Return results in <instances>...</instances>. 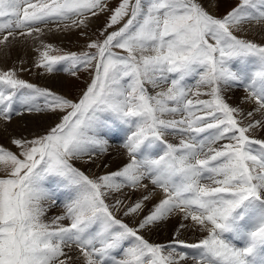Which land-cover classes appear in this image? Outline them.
Returning <instances> with one entry per match:
<instances>
[{"label": "snow or ice", "instance_id": "obj_1", "mask_svg": "<svg viewBox=\"0 0 264 264\" xmlns=\"http://www.w3.org/2000/svg\"><path fill=\"white\" fill-rule=\"evenodd\" d=\"M216 6L0 0V45L32 38L40 45L32 67L52 74L63 64L72 77L89 76L73 100L19 77L30 69L0 70V123L25 112L62 114L42 134L11 136L16 151L0 144V264H183L189 254L177 246L195 250L194 264H264V139L253 135L264 131V40L236 34L245 24L264 26V0H239L222 16L210 10ZM105 12L83 51L53 55L42 39L48 24L88 37L90 18ZM189 77H197L195 92ZM162 84L155 95L146 87ZM232 87L245 90L251 110L227 102L223 91ZM109 134H122L128 160L90 177L75 162L95 163ZM125 188L144 195L126 204L118 198ZM157 190L159 201L135 227L115 214L140 216ZM59 192L67 193L64 211L46 221ZM173 215L202 238L174 236L165 246L141 234Z\"/></svg>", "mask_w": 264, "mask_h": 264}, {"label": "bare ground", "instance_id": "obj_2", "mask_svg": "<svg viewBox=\"0 0 264 264\" xmlns=\"http://www.w3.org/2000/svg\"><path fill=\"white\" fill-rule=\"evenodd\" d=\"M201 1L207 6V0H201ZM216 3H217V6L215 8L210 9L214 13L218 12V10H219L218 7L222 4V0H216ZM101 21L102 20L99 17L98 18H94V17L90 18V22H89L88 28L86 29V31L88 33V38L90 36H92V34L94 33V31L96 29V27H95L96 25L99 24L101 26V23H102ZM245 27L247 28L246 30H248V33H251L253 30L258 28V27H255V28H251L250 29V24H245ZM262 28H264V27H260L259 31L262 32ZM47 30L49 32H52V33H46V34L43 35L44 37L51 38V36L53 35L54 36L53 39H56L57 41H59L61 43L62 42H66V40L68 38H72V39H74L75 41H78V42H84L87 39V37H84V36L80 35V31L79 32H73V30H72V32L70 31V32H67V33H61L60 31H56V33L60 32V34H55L54 31L49 30V29H47ZM31 42H34L31 38L30 39L29 38L28 39L21 38V39L16 40V41H10L7 44L0 45V57H7L8 58L10 55H12V57L14 55V58L24 59V56H22V54L25 53V55H31L33 47L39 43L37 41H35V43H31ZM30 43H31V47H30ZM21 44L23 46H21ZM27 44H28V47H29L28 49L25 46ZM32 57H33V55H32ZM31 63H32V59H31ZM31 63H30V65H31ZM64 66H61V68H63ZM61 68H59V69H61ZM25 72L26 71H24V73ZM35 77L37 78L38 75L35 76ZM40 78L42 79L43 83L47 84L48 86H51V87L56 88L58 90H63V92H65L67 94H70L71 93L70 89L74 88L73 87L74 85L72 84V82L74 83V80L72 79V77H68L66 75H60V73H58V72L52 73V74H47V73L46 74H42V75H40L39 79ZM75 84H77V83L75 82ZM71 86H72V88H71ZM72 92H73V90H72ZM227 94L230 97V101L231 102L232 101L234 102V99H237V101L239 102V107L246 105V107H244L245 108V112L253 107V105L248 103L246 100H241L242 98H241L240 94L243 95L242 92L241 93L240 92H233V91L229 90L227 92ZM235 94H239V96H237ZM232 106H234V103H232ZM51 115H53V114H51ZM176 118L178 119L179 117H176ZM50 120H51V117L48 116V114L47 115L46 114H44V115H42V114H38V115L37 114H26V115H22V116H17L16 118H13L12 121L9 124H7L6 126L3 125L2 123H0V140L3 141V143L12 146L9 143V140H8L11 135L12 136L13 135L20 136V135H23L22 133L30 134L31 132H36V131L39 132V131H41L42 129L46 128L49 125V121ZM54 120L55 119H53V121ZM256 134H258V131L256 133H254L253 135H256ZM27 136H29V135H27ZM262 139H264V138H262ZM108 140H109V143H112V144L114 143V141H113V139L111 137ZM127 160H128V158L125 155V153H123V151H121V147L118 146L117 144H113L112 146L108 147L107 153L105 152L103 154H99L98 158H95V163H84V162H82L81 165H83L82 167L87 169V172L89 171L91 174H96L97 170L104 169V171L105 170L107 171L108 169L117 167V166H119L121 164H125L127 162ZM106 163H108L109 165H107ZM144 183L147 184L149 182L147 180H145ZM151 189H152V186L149 184V190L151 191ZM131 192H134V194H135L133 196V198L130 197L131 196ZM142 195H144V191L142 189H136V190L130 189L129 190L128 188L127 189L125 188L123 190V194L120 195L118 198L123 199L124 201L130 199V200H128V203H131L132 200H134V199H136V201L138 199H140ZM112 199H113V202H114V197H112ZM159 199H160V194H159V191L157 190L152 195L151 199L148 202H146V205H145V207L143 209V212L140 214V216H136V217L127 216L128 219L131 220V218H132L134 220L136 219L137 221H139V219L142 218L141 216L144 213V211L147 210V208L149 206H151L150 208H152L153 205ZM134 202L135 201H133V203ZM57 206H59V205H57ZM59 207L63 208V204L60 205ZM62 212L63 211L60 208L59 209L58 208H53V209L48 208L46 216L48 217V220H50L52 217H54L56 215H60ZM181 223H182L181 217L173 215V216L169 217V219L167 221L159 223L157 226L152 227L150 230H142V231L149 238H151V239H153L155 241H158V243L162 242V244H164L166 241H169V240L171 241L170 235L172 233V230H175L176 235L180 239L181 238L182 239L183 238H185V239L186 238L187 239L190 238L191 239L193 237V234L195 233L196 230H193L191 227H188L186 229L179 228L178 226H180ZM184 223H187V224L190 225L191 221H187V222H184ZM198 234L200 236L203 235L199 231H198ZM172 239H174V238H172ZM190 259H189L188 263L189 264H194V261H190ZM183 264H185V262H183Z\"/></svg>", "mask_w": 264, "mask_h": 264}, {"label": "rangeland", "instance_id": "obj_3", "mask_svg": "<svg viewBox=\"0 0 264 264\" xmlns=\"http://www.w3.org/2000/svg\"><path fill=\"white\" fill-rule=\"evenodd\" d=\"M202 2V1H201ZM239 2V0H222V4L218 7V12L217 13H214L215 15H217V16H222V15H224L227 11H229L232 7H235L236 6V4ZM107 3H108V7L109 8H115L119 3H120V0H107ZM203 3V2H202ZM206 6V5H205ZM108 16H109V13L108 12H105V13H103V14H101V15H98V16H96V17H94V18H100L102 21V23H101V26L98 24V25H96L95 27H96V29H95V31H94V33L92 34V36H90L89 38L90 39H96L98 36H99V31H100V29H102L103 28V26L105 25V22H106V20L108 19ZM66 23H70V22H66ZM93 26V25H92ZM91 26V27H92ZM41 27L43 28V32H44V34H46V33H52V32H49L47 29H49V30H52V31H54V33L55 34H60V32L61 33H67V32H72V30H73V32H79L80 30H76V29H72V30H70V31H62V30H58L57 29V25L56 24H48V25H46V26H44V25H41ZM94 27V26H93ZM244 29H245V31H241V32H237L236 34L237 35H239V36H241V37H246V38H248V39H254V40H257V41H260V40H264V31H259V28L260 27H264V26H261V25H257V24H255V22H253L252 24H250V29L251 28H255V27H258L257 29H255V30H253L251 33H248V30H246L247 28L245 27V25H243L242 26ZM75 30V31H74ZM56 31H60L59 33H56ZM49 36V35H48ZM260 36V37H259ZM52 38V39H51ZM51 38H49V37H44L43 36V40H44V42L45 43H49V44H52L53 45V47H54V51L51 53V54H53V55H61V54H66V53H68V52H80V51H83L84 50V48H85V45L87 44V42H88V37H87V39L84 41V42H78V41H75L74 39H72V38H68L67 40H66V42H59V41H57L56 39H53L54 38V36L52 35L51 36ZM263 38V39H262ZM30 39V38H29ZM32 39V38H31ZM58 39V38H57ZM23 42V41H22ZM31 43H35V41L34 42H31ZM31 43H30V47H31ZM26 44V43H25ZM21 46H23L22 44H21ZM26 47H27V49L29 48L28 47V44L27 45H25ZM38 47H40V45H39V43L37 44V45H35L34 47H33V50H32V53H31V55H25V53L24 54H22V56H24V59H18V58H14V55H13V57H12V55H10L8 58L7 57H0V70H7V69H11V68H13V67H16V68H20V67H24V68H26V69H30V70H28V71H26L25 73H24V71L23 72H19L18 73V75H19V77L21 78V79H24L25 81H27V82H29V83H33V84H35V85H37L38 87H41V88H49V89H51V90H53V91H55V92H57L58 94H62V95H64V96H66V97H68V98H71V99H73V100H76L78 97H79V95H80V93H81V91L85 88V82L86 81H88L89 80V76H88V73H86V72H81V73H79L78 74V76H79V78L77 79V78H75V77H72V76H70V75H68L67 73H65L63 70H62V68H61V66H64L63 64H61V65H57V68H58V70L56 71V72H58V73H60V75H66V76H68V77H72V79L74 80V83L72 82V84L74 85L73 87L74 88H72V86H71V88L72 89H70V94H67V93H65V92H63V90H58V89H56V88H53V87H51V86H48L47 84H45V83H43V81H42V79L40 78L39 79V77H40V75H42V74H46V73H44L43 72V70L42 69H37V68H34V67H32V64H33V61H34V59L37 57V55H38V53L36 52V48H38ZM32 55H33V57H32ZM17 57V56H16ZM30 57V58H29ZM28 58V59H27ZM31 59H32V63H31ZM18 60V61H17ZM23 60V61H22ZM27 61V62H26ZM26 64H25V63ZM29 62V63H28ZM24 63V64H23ZM30 63H31V65H30ZM59 68H61V69H59ZM56 72H54V73H56ZM38 75V77L36 78L35 76H37ZM196 79H197V77H189L188 79H187V81H186V83H187V85L192 89V92H195V83H196ZM78 81V82H77ZM75 82L77 83V84H75ZM167 84H162L159 88H155V89H153L150 85H146V87L149 89V92L152 94V95H155V93L156 92H158V91H162V90H165L166 88H167ZM165 88V89H164ZM231 90V91H233V92H242L243 93V95L242 94H240V96H241V100H246L245 98H246V96H247V93L245 92V90L242 88V87H232V88H226L224 91H223V96H224V98L227 100V102L230 104V105H232V103H234V107H238V108H240V109H244V111H245V108L244 107H246V105H244V106H240L239 107V102L237 101V99H234V102L232 101H230V97L228 96V94H227V92L229 91V90ZM72 90H73V92H72ZM235 95H237V96H239V94H235ZM245 95V96H244ZM231 96V95H230ZM244 96V97H243ZM189 98H192V99H196V97L195 96H192L191 95V93H190V95H189ZM200 99H208L209 97L208 96H200L199 97ZM40 104H43L44 103V101H43V98H41L39 101H38ZM236 102V103H235ZM251 104V103H250ZM249 110H251V108L249 109ZM248 111V110H247ZM26 114H37V113H27V112H25L23 115H26ZM42 115H44V114H48V116H50L51 117V120L49 121V125L46 127V128H44V129H42L41 131H39V132H31L30 134H28V133H22L23 135H20V136H25L26 135V137H31L33 134H42V133H44L49 127H51L54 123H56V122H58V120H59V118H60V116L62 115L61 113H56V114H53V115H51V113H41ZM38 115V114H37ZM22 116V115H21ZM17 116H14L13 118H16ZM178 117V116H177ZM165 118H172V117H165ZM257 118H259L258 116H257ZM53 119H55L54 121H53ZM247 121H245V123H246ZM263 131H259L258 130V134H256V135H254L255 137H257V138H260V139H262V138H264V132L262 133ZM262 134V135H261ZM27 135H29V136H27ZM12 136V135H11ZM10 136V137H11ZM13 136H16V135H13ZM117 136H120L121 138H117ZM10 137H9V139H10ZM112 138L113 139V141H114V143L113 144H117L118 146H120L121 145V143H122V134H117V135H112V134H109V137H106V138ZM8 139V140H9ZM167 139L169 140V142H172V143H179V137L178 136H175V135H170V136H168L167 137ZM178 141V142H177ZM226 142V141H225ZM0 144H2V145H4L5 147H8V148H11L13 151H16V149H15V147L14 146H10V145H8V144H5V143H3V141H1L0 140ZM112 143H109V145H108V147L109 146H112L113 145ZM121 147V146H120ZM121 151H123V153H124V150L122 149V147H121ZM107 153V152H106ZM83 161H77V162H75L76 163V166L77 167H79V168H81V170H83L87 175H89L90 177H93V178H95L96 176H99V175H104V174H106V173H109V172H112L113 170L114 171H116L118 168H120V167H122L124 164H121V165H119V166H117V167H114V168H111V169H108L106 172L104 171V169H102V170H97V173L96 174H91L89 171L87 172V169L86 168H84V167H82L83 165H81V163H82ZM107 165H109L108 163H106ZM100 169V168H99ZM112 170V171H111ZM3 175H5V173L4 172H2V171H0V176H3ZM51 184H52V182L51 181H48V182H46L45 183V186L46 187H51ZM127 189V188H126ZM129 190H130V188H128ZM66 195H67V193H65V192H59L58 194H57V196H56V203L54 204V205H52V207H49L50 209H53V208H60V209H62V211H64V209L63 208H61V207H59L60 205H62L63 204V202H64V200H65V197H66ZM135 194H134V192H131V198H133V196H134ZM112 199V197H109V203H114L113 202V199ZM114 200H115V197H114ZM128 200H130V199H128ZM128 200H126L125 201V203L126 204H130V203H128ZM139 200V199H138ZM133 201H136V199H134V200H132V202L131 203H133ZM159 201V200H158ZM157 201V202H158ZM156 202V203H157ZM45 203V206L47 207L48 205H50L51 204V201H45L44 202ZM155 203V204H156ZM57 205H59V206H57ZM151 206H149L148 208H147V210H145L144 211V213L142 214V216L141 217H143V215H146L152 208H150ZM116 215H117V217L118 218H120V219H122L125 223H127V224H129V226H133V227H135V225L137 224V220L135 219H132L131 218V220L130 219H128V217H125L124 215H123V211H119V212H116L115 213ZM47 216L45 215V217H44V219L46 220H48V217L46 218ZM46 220V221H47ZM65 223H67V222H65ZM179 227V226H178ZM180 228V227H179ZM141 234L145 237V239H147V240H149V242L151 241V243H155V244H161V245H168L169 243H171V242H173V239L172 238H174L173 236H177L176 235V232H175V230H172V233H171V235H170V238H171V241L169 240V241H166L164 244H162V242H159L158 243V241H155V240H153V239H151V238H149L146 234H144L143 233V231H141ZM173 234V235H172ZM175 234V235H174ZM195 234V235H194ZM193 234V237L189 240V239H185V238H181V240H184L185 242H187V243H196L199 239H201L202 238V236H200L199 234H198V231H195V233ZM178 237V236H177ZM196 237V238H195ZM180 239V238H179ZM193 239V240H192ZM153 240V241H152ZM193 241V242H192ZM177 249H178V251H182V252H185V253H188L189 254V258L187 259V260H185L184 262H185V264H189L188 262H189V259L191 258V255L195 252V250H193V249H188V248H183V247H180V246H177ZM190 261H193L192 259H190Z\"/></svg>", "mask_w": 264, "mask_h": 264}]
</instances>
